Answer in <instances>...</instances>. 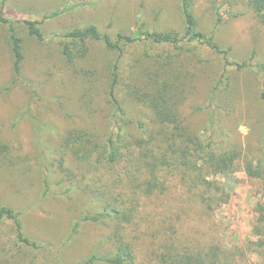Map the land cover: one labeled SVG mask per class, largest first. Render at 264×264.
Returning <instances> with one entry per match:
<instances>
[{
	"label": "rangeland",
	"instance_id": "374dc122",
	"mask_svg": "<svg viewBox=\"0 0 264 264\" xmlns=\"http://www.w3.org/2000/svg\"><path fill=\"white\" fill-rule=\"evenodd\" d=\"M2 4L5 18L14 21L16 34L22 39L24 58L20 74L15 75L7 28L0 24V207H10L19 214L28 238L45 244L63 264H81L93 252L107 255L114 251L107 240L113 222L83 224L75 233L73 223L97 203L93 190L113 195L123 192L118 181L138 150L132 141H147L156 127L151 110L137 100L148 91L150 82L162 75L160 66L169 63L173 73L169 70L167 91L186 132L202 136L213 114V135L233 157L231 170L206 177V181L219 184L228 199L198 226H192V214H197L201 205H194L187 196L177 203L171 189L159 199L162 211L153 212L149 201L142 210L144 220L132 222L124 216L119 222L134 243V264H158L152 251L172 238V231L180 245L219 242L236 254L242 253L235 254L236 264H263L249 243L255 240L251 235L254 208L263 202L264 116L259 96L264 73L256 68L227 66L221 55L196 41L125 45L118 63V95L131 121L125 127L127 150L111 169L93 163L91 167L68 154L63 144L76 132L103 144L118 123L108 96L116 54L101 42H90L87 55L69 63L53 35L91 24L111 38L118 32L129 35L139 25L150 31L182 34L181 0H0V7ZM215 5L217 0H192L198 30L207 36L213 32L214 41L229 51L230 61L264 63V25L243 7L244 15L234 19L225 16L214 28ZM242 6L239 1L238 8ZM60 11L58 16L44 19ZM24 20L40 23L41 42L29 36ZM137 119L148 128L145 136L140 137L134 126ZM150 148V144L145 145L143 150ZM152 150L158 152L156 146ZM250 165L261 166L260 177L246 174ZM121 205L126 210L128 204ZM160 217L165 223L162 226L158 224ZM158 228L155 239L151 238ZM146 243H154L151 255ZM34 256L33 250L15 242L10 223L1 221L0 264H41Z\"/></svg>",
	"mask_w": 264,
	"mask_h": 264
},
{
	"label": "trees",
	"instance_id": "16d2710c",
	"mask_svg": "<svg viewBox=\"0 0 264 264\" xmlns=\"http://www.w3.org/2000/svg\"><path fill=\"white\" fill-rule=\"evenodd\" d=\"M239 1L243 4L240 8H238ZM191 5L192 0H181L182 34L175 30L150 31L145 29L143 25H139L129 35L118 32L114 38H111V36L101 33L95 25L91 24L53 35L54 38L56 37L59 40L61 53L69 63L84 58L88 53V43L90 42H101L106 49L116 54V61L112 68L111 81L108 86V96L109 102L119 118L118 123H115L112 133L107 136L103 144L84 139L85 136L82 133H70L63 144L68 154L78 161L86 162L91 167L96 164L108 169L116 166L123 158L128 144L125 141V127L131 121L128 120L123 102L118 95V63L123 55L124 46L127 44L148 41L152 45H177L182 41H196L221 55L224 64L227 66H235L238 69L256 68L259 72L264 73V63L251 64L246 61L241 63L230 61L228 58L229 51L220 48L214 41L213 32L207 36L198 30L197 20L192 14ZM243 7L249 10L264 25V0H217V5L214 6V28L222 22L225 16L234 19L244 15L246 12ZM3 8L4 5L2 4L0 7V24L7 28L13 56V71L15 75H19L24 58L21 46L22 39L16 34L14 21L5 18ZM60 13L61 11L45 15L44 19L58 16ZM23 23L29 36L38 42L43 40L42 32L38 27L39 22L24 20ZM168 64L165 63L164 68L160 66L162 69L159 68V70H162V75L150 82L148 91L143 92L141 99H136L151 110L152 120L156 127H154L152 134L148 136L147 141L142 139L132 141L138 150L131 163L126 164L124 177L118 181L122 186L120 191L123 190V192L113 195L109 191L99 192L93 190L92 193L96 194V205L93 203L73 223L72 232L75 233L83 224L96 225L103 222H113L115 225L107 240L113 245L114 251L107 255H98L93 252L81 264H95L97 262L103 264H134L136 258L134 243L132 238L127 237L119 220L124 216L131 219L132 222L144 220L142 210L149 201L152 204L153 212L162 211L159 199L169 194L170 189L177 203L187 196L194 205H201L197 214H192V226L207 222L210 219L209 217L213 215V210L221 207L228 199V194L224 192L219 184L206 181V177L209 175L225 173L233 167V157L229 156V152L223 149V146L213 135L212 129L215 127V116L213 114L210 116L209 127L204 129L203 132L205 133L202 136L194 137L186 132L178 119L173 98L170 97L171 95L167 91L170 88L167 83L169 70L170 74L173 73L171 71L173 68L168 67ZM158 74L159 71L156 76ZM259 100L264 116V83ZM134 126L140 137L145 136L148 131L146 124L137 119ZM149 144L151 148L146 149L144 152L145 145ZM154 146H156L158 152L152 150ZM261 148L264 155V133ZM253 166L246 167V174L250 178L260 177L261 166L255 168ZM110 178H112L111 175H109L108 180ZM262 179L263 202L258 203L254 208L256 217L251 225V235L255 237V240L251 241L249 245L255 246L252 253H255L264 264V176ZM130 189L131 191H129ZM121 202L128 204L126 210H123ZM125 212L127 214H124ZM1 221L10 223V232L17 244L35 252L34 260H40L41 264H63L61 260L53 256L45 244L32 240L24 234L19 214L15 213L10 207H0ZM158 224L161 226L165 224L161 221V217ZM159 230L160 228L157 231L155 230L151 238L155 239ZM172 232V238L163 240L159 247L157 246L158 248L152 251L153 254H156L158 264H236V255L242 254L241 252L239 254L232 252L219 242L200 246L199 242L191 241V247L180 245L175 231ZM202 236H204L203 233L200 237ZM198 240L200 241V239ZM153 246L154 243L144 244L150 255Z\"/></svg>",
	"mask_w": 264,
	"mask_h": 264
}]
</instances>
